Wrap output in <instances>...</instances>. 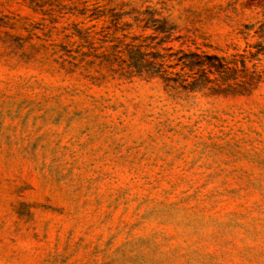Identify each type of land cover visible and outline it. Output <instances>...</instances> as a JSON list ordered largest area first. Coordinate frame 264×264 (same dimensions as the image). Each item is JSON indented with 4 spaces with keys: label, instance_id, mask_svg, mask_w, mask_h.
I'll return each instance as SVG.
<instances>
[{
    "label": "rangeland",
    "instance_id": "374dc122",
    "mask_svg": "<svg viewBox=\"0 0 264 264\" xmlns=\"http://www.w3.org/2000/svg\"><path fill=\"white\" fill-rule=\"evenodd\" d=\"M113 9L230 55L264 0H0V264H264V80L117 78V38L156 32L115 29Z\"/></svg>",
    "mask_w": 264,
    "mask_h": 264
},
{
    "label": "trees",
    "instance_id": "16d2710c",
    "mask_svg": "<svg viewBox=\"0 0 264 264\" xmlns=\"http://www.w3.org/2000/svg\"><path fill=\"white\" fill-rule=\"evenodd\" d=\"M83 13H89L92 18L102 16L104 10L99 7L85 8ZM146 13V14H144ZM115 29L128 30L137 22L153 21L155 32L153 34H132L118 37L113 45L115 55L120 56V50L126 52L127 59H121V71L115 72L117 78L126 80L139 76L152 80L158 78L166 89L176 92H191L203 89H213L216 93L249 94L258 88L264 80V69L260 67L259 60L264 56V17L259 23L247 24L244 31L247 36L257 37L255 42H249L242 52L230 55L199 52L197 50L173 49L167 45L169 35L159 38L160 32L168 34L165 29L166 21L156 17L153 11L142 12L133 17L135 23H121L125 16L122 10L114 12ZM141 16H144L142 18ZM161 22V25H157ZM140 26V25H139ZM150 25H145L148 27ZM102 56V61L114 63L117 57L110 54Z\"/></svg>",
    "mask_w": 264,
    "mask_h": 264
}]
</instances>
